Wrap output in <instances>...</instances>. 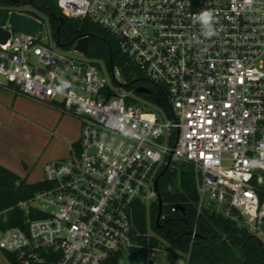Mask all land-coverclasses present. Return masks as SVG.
Masks as SVG:
<instances>
[{"label": "built area", "instance_id": "1", "mask_svg": "<svg viewBox=\"0 0 264 264\" xmlns=\"http://www.w3.org/2000/svg\"><path fill=\"white\" fill-rule=\"evenodd\" d=\"M58 6L118 37L139 73L165 89L170 115L127 90L120 68L75 44L59 46L48 19L30 6H11L1 25L11 36L0 43V84L79 118L81 133L68 159L44 164L48 185L19 204L24 225L0 227L8 263L102 264L142 247L133 239L132 210L158 202L156 180L170 155L193 166L199 211L241 223L264 248V0ZM12 11L40 21V31L13 32ZM204 11L213 16L210 36L197 19Z\"/></svg>", "mask_w": 264, "mask_h": 264}, {"label": "trees", "instance_id": "2", "mask_svg": "<svg viewBox=\"0 0 264 264\" xmlns=\"http://www.w3.org/2000/svg\"><path fill=\"white\" fill-rule=\"evenodd\" d=\"M21 5L30 6L33 10L29 12L48 19L53 38L62 48L69 49L78 39L88 36L90 58L101 59L110 68H120L129 89H137V82L150 87V94L135 91L170 115L165 89L151 85L139 73L123 53L120 39L110 31L88 18L66 16L58 0H0V25L6 23L11 6ZM1 85L19 93L12 84ZM73 145L77 146L78 142ZM47 185L44 180L29 182L0 164V227L23 226L27 214L19 204L33 199ZM159 194L163 201L160 227L156 223L158 202L149 209L136 203L132 210L133 239L142 246L133 248V252L139 253L145 246L158 249L165 241L171 257L187 256L188 264H264V248L244 225L205 209L198 210L196 175L190 163L173 160L160 177ZM177 205L185 208L184 213L175 209ZM29 215L35 218L45 213L31 210ZM149 230L158 237L149 235ZM120 258V254H114L102 264H119Z\"/></svg>", "mask_w": 264, "mask_h": 264}, {"label": "rangeland", "instance_id": "3", "mask_svg": "<svg viewBox=\"0 0 264 264\" xmlns=\"http://www.w3.org/2000/svg\"><path fill=\"white\" fill-rule=\"evenodd\" d=\"M43 32L44 34L47 33L46 27H44ZM0 82L4 83L2 78H0ZM138 84L140 83H136V88ZM125 88L137 94L136 89H129L127 86ZM128 102L137 103V101L130 100ZM41 105L53 107L20 93L15 94L12 90L0 93V127L9 129L17 135L20 145L23 146V156L30 160L33 168L29 179L34 181L43 179V173L39 165L35 166L36 159L34 158L41 160L50 156L51 152L56 149L59 152V158L56 160L68 159L71 153V143L76 142L81 133L79 118L59 110L64 117L63 125L58 126L56 117L43 109ZM53 132H56L54 138L56 142L49 143V138L52 137ZM149 235L158 237L152 230H149ZM167 245L168 243L164 241L157 250L144 249L139 253L124 251L121 254L119 264H148L150 259H155L158 264H188L187 256L180 259L172 258ZM0 264H9L2 251H0Z\"/></svg>", "mask_w": 264, "mask_h": 264}, {"label": "crops", "instance_id": "4", "mask_svg": "<svg viewBox=\"0 0 264 264\" xmlns=\"http://www.w3.org/2000/svg\"><path fill=\"white\" fill-rule=\"evenodd\" d=\"M6 90H9V89H7L6 87L0 84V93L6 92ZM49 105H52V104H49ZM41 106L43 107V109L49 111L52 114V116L56 117L55 119L58 120L57 122L58 126L63 125L62 122H63L64 116L62 115V113H60L61 109L59 107H56L54 105H52L53 107L46 106V105H41ZM55 134L56 132H53L52 137L49 138L50 139L49 143L56 142V140L54 139ZM73 143H71V148H72ZM58 158H59V152L55 149L54 151L51 152L50 156L44 157L41 160L39 158H34L36 159L35 166L39 165L43 173L44 164L49 161H54ZM29 161L30 160H27L23 156V146L20 145V141L18 140L17 135H15V133H13L9 129H4L0 127V164L7 167L8 169H11L12 171L17 173L21 177L27 178L29 182H36L34 180L29 179L31 170H33V168L31 167V162Z\"/></svg>", "mask_w": 264, "mask_h": 264}, {"label": "water", "instance_id": "5", "mask_svg": "<svg viewBox=\"0 0 264 264\" xmlns=\"http://www.w3.org/2000/svg\"><path fill=\"white\" fill-rule=\"evenodd\" d=\"M9 22L11 24V30L13 32H23L32 36H35L40 31L42 26L41 22L35 19L34 17L27 16L26 14L17 11L11 12L9 16ZM10 36H11V32L9 30L4 29L0 25V43H6L9 40ZM74 49L79 53L87 55L89 52V37L85 36L78 39V41L75 43ZM137 92L140 94H145V93H150L151 90L146 86H139L137 88ZM171 156L172 155H170L169 161L165 169L160 173L159 177L156 180V186L158 190H159L160 177L164 174V171L171 165ZM158 204H159V212L156 218V223L158 227H160V220L163 211V201L160 197V194H159ZM175 209L180 210L182 213H184L185 211V208L182 205H177ZM148 264H158V263L155 261V259H150Z\"/></svg>", "mask_w": 264, "mask_h": 264}, {"label": "clouds", "instance_id": "6", "mask_svg": "<svg viewBox=\"0 0 264 264\" xmlns=\"http://www.w3.org/2000/svg\"><path fill=\"white\" fill-rule=\"evenodd\" d=\"M197 19L199 20L203 28L206 29L205 35H209V36L212 35L213 34L211 30V21L213 19L212 13L210 11H204L198 16Z\"/></svg>", "mask_w": 264, "mask_h": 264}]
</instances>
